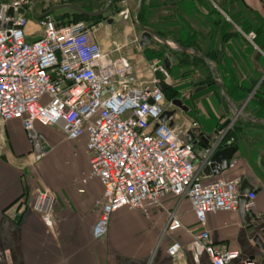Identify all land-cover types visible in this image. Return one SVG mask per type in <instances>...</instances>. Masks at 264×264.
<instances>
[{"label": "crops", "instance_id": "obj_1", "mask_svg": "<svg viewBox=\"0 0 264 264\" xmlns=\"http://www.w3.org/2000/svg\"><path fill=\"white\" fill-rule=\"evenodd\" d=\"M50 1L53 5L70 3L69 0ZM181 1L143 0L144 14H155L158 21H165L166 15H174L179 11L192 14L186 6L188 2ZM201 1L203 4L208 1L218 9L225 20L233 24L214 1ZM226 1L232 4L231 0ZM238 1L253 25L264 16V4L261 0ZM205 6V9L201 10L197 7L200 14H204L203 17L211 12V7ZM47 7L37 3L35 12L40 14ZM25 8L24 14L27 16L25 36L28 38L40 36L38 19L31 15V0ZM67 11L70 10L59 9L50 16H54L59 22L58 15H63ZM106 23L110 25L107 20ZM192 27L194 28L193 25ZM235 27L239 30V27ZM211 28L208 25L205 30ZM223 30L225 36L217 43L216 51L213 49V53L210 52L209 55L212 57L205 56L216 68L226 93L237 107L246 110L245 105L250 96L264 79V36L258 39L256 35L254 46L240 31L236 35L232 33L230 27L226 26ZM94 39L101 42L95 32ZM165 48L164 46L163 50L167 53L169 50ZM171 53L173 61L167 70L173 68L176 57L179 59L189 54L180 51ZM204 65L215 85L208 66L205 63ZM209 85L206 83V87L189 86L176 98L182 101L183 96L199 97L197 95L201 90L211 89ZM252 85L253 90L248 92ZM216 89L218 90L215 85ZM167 90L168 88L164 89L165 100ZM212 91L216 100L215 108L201 105L202 99L199 100V105L195 107L197 114L195 122L182 119V116L191 112V107L188 108L182 102L188 109L184 111L177 107L175 109L172 104L173 126L177 130H187V137L188 132L193 131L195 137L192 144L195 150L205 149L204 143L200 140L201 135L215 138L212 143L216 145L215 149L223 148L225 143L235 146L231 158L236 159L235 166L219 175H215L213 171L209 174L202 171L203 178L211 180L223 176L238 177L239 189L242 181L246 180L256 194L255 206L248 214L253 219L258 218L257 225L248 228L237 209L234 212L208 213L206 229L214 244L237 249L240 253L239 259H252L254 264H260V255L264 254V251L259 249L253 239L259 235L264 243V125L240 117L235 118L227 103L221 102L214 94L215 91ZM246 93L250 94L244 96ZM261 117L264 118L263 115ZM180 118L181 126L178 124ZM237 121L240 130L234 133L233 124ZM228 129L230 136L224 138ZM34 130L45 144L40 154L35 153L33 142L28 131L23 128L20 118L0 120V264H212L206 254L200 255L197 261L193 259L190 242L201 227L189 202L186 199L177 201L171 195L163 196L160 199V207L149 215L127 207L120 208L111 215L105 235L95 237L93 234L97 221L95 205L101 196L102 185L98 179L89 177L90 161L85 146L86 137L68 140L55 126L35 124ZM222 135L223 140L219 142ZM38 189L47 191L52 197L51 225L44 222L39 212L30 208ZM172 210L176 211L182 227L169 232L165 231V226L168 214ZM174 239L179 240L183 246V256L177 260L167 254V247Z\"/></svg>", "mask_w": 264, "mask_h": 264}, {"label": "built area", "instance_id": "obj_2", "mask_svg": "<svg viewBox=\"0 0 264 264\" xmlns=\"http://www.w3.org/2000/svg\"><path fill=\"white\" fill-rule=\"evenodd\" d=\"M29 4L12 0L8 7L13 15L0 17V120L20 118L26 131L35 124L55 126L68 140L86 137L89 177L102 185L94 236L105 235L111 215L120 208L149 215L163 196L171 195L189 202L201 227L190 242L195 261L206 254L212 264H254L239 259L237 249L210 239L207 214L237 211L240 179L205 180L202 171L216 145L195 150L187 130L178 132L160 120L173 107L160 85H168L167 68L160 66L162 80L138 81L131 62L103 50L94 39L95 26L84 21L60 24L50 15L43 17L37 20L40 39L29 43L27 16L17 13ZM241 33L255 46L253 31ZM235 164L236 159L230 160L228 168ZM255 196L254 191L245 194L247 213ZM51 202V195L38 189L30 205L49 225ZM181 227L176 211H170L165 231ZM167 254L180 259L181 242L172 240Z\"/></svg>", "mask_w": 264, "mask_h": 264}, {"label": "rangeland", "instance_id": "obj_3", "mask_svg": "<svg viewBox=\"0 0 264 264\" xmlns=\"http://www.w3.org/2000/svg\"><path fill=\"white\" fill-rule=\"evenodd\" d=\"M186 1V6L188 7V10L192 11V14L184 13L182 11H179L177 14H169L166 15L167 17H177L175 19L181 18L180 16L183 15V18L191 22V26H194V29L197 27V23H195V20L193 18H190L191 15L193 17H198L197 19L201 20L200 18L203 17L202 13L200 14V11L197 10V7H200L199 9H205V5H209L211 7V12H208L206 16L211 18V13H219L218 9L216 7H213L208 1H206L205 4L202 3L201 0H182ZM181 1V2H182ZM217 4V0H212ZM106 0H76V3L79 6H84V8H89L90 10H98L100 9ZM137 0H117L116 2L111 5V8L108 10L107 13H105L103 16H101V19L97 22H94L91 19L79 17L77 15H74V12L67 11L63 15H58V19L54 18L57 23L64 24L68 22H77V21H84L88 25L95 26V34L97 36V39L101 42L100 45L103 50L106 52H111V54L114 55H123L126 57L131 64L134 67L135 75L137 77L138 81H144L149 82L153 78H159L160 80L164 79L165 75L160 71V66L163 65V58L165 56L164 52V46L161 44H155L151 46H147L145 48H141L139 45L140 40V34L141 31L135 27V25L132 22V12L135 8ZM205 6V7H204ZM196 9V11H195ZM264 9V8H263ZM264 13V10H263ZM179 15V17H178ZM189 15V16H188ZM202 15V16H201ZM221 15V14H220ZM222 16V15H221ZM247 16V15H246ZM213 17V16H212ZM223 17V16H222ZM107 18H112V22L109 24L106 23ZM146 20V16L144 17ZM224 18V17H223ZM246 18V17H245ZM248 18V16H247ZM225 19V18H224ZM142 20V17H141ZM158 16L157 15H151L150 23H157ZM231 21V20H230ZM247 23H244L243 26L239 28V30L235 27L237 25H231L230 29L232 30V33L238 35V32L242 31H253L257 38H263L264 36V16L259 18L256 21V24H252L249 20H247ZM96 23V24H95ZM99 24V25H98ZM98 25V26H97ZM238 27V26H237ZM187 30L184 28L182 30V34L186 35ZM248 41V40H247ZM119 46L120 48L117 50L116 47ZM161 49V50H160ZM166 49V48H165ZM264 53V50H263ZM183 56V53L181 54ZM179 56V57H182ZM188 56V57H187ZM190 54H186L183 56V58H177L174 62L173 68L171 70H167V74L169 76V82L167 85V95L166 99L167 101H170L172 98H176L178 94L182 92L187 87H195L197 85L206 87V83L203 82V79L205 78V75H207V70L202 67L203 65L198 62L197 60L191 61L189 58ZM194 57V56H192ZM182 61L183 63L179 64V62ZM179 64V65H177ZM202 65V66H201ZM173 78V79H172ZM188 82H190L188 84ZM205 85V86H204ZM208 86V85H207ZM210 88H206L204 90H201L200 93H198L197 96L199 97H191V96H183L182 102L191 109V112L188 114H185L182 116V119H188L190 121L195 122L197 120V114L195 111L196 105H199V100H201V105H209V107L215 108L214 105H216V100L213 96L216 94L215 85L213 83H210ZM198 101L196 102V99ZM176 109V108H175ZM181 118L179 119V126H181ZM231 120V119H230ZM241 120V119H240ZM239 120V121H240ZM239 121L235 122L233 125L234 130L233 132H239ZM230 129V128H229ZM228 129V130H229ZM177 130V129H176ZM178 132L182 131L177 130Z\"/></svg>", "mask_w": 264, "mask_h": 264}, {"label": "water", "instance_id": "obj_4", "mask_svg": "<svg viewBox=\"0 0 264 264\" xmlns=\"http://www.w3.org/2000/svg\"><path fill=\"white\" fill-rule=\"evenodd\" d=\"M0 1H2V3L0 4V17L3 18L5 15L12 16L14 10L11 6L8 7V4L12 0H0ZM113 1L114 0H106L102 8L95 10V11H89L85 8L79 7L77 5H74L68 2L53 5L52 1L50 0L48 1L47 0H31L30 10H31L32 17L35 19H41L43 17L49 16L51 13L59 9H68L74 13L82 14V15L89 16V17H97V16H103L105 13H107L108 10L111 8ZM261 2L262 4H264V0H261ZM37 3L41 5H47L48 7L45 8L40 14H38L35 12V6ZM142 3H143V0H137L136 6L132 12V17H131L132 22L135 25V27L141 31L140 40H139L140 47L145 48L147 46L152 45L155 42L165 46L169 50L163 58V65L166 68H168L170 66V63L173 61L171 51H180L184 53H189V54H192L200 58L208 66L210 73L212 75V78L215 82V85L218 88L220 96L225 100V102L227 103L231 111L233 112L235 118L240 117L246 121L264 125V118L253 115L241 107H237V105L234 103L231 97L226 93L224 86H223L222 79L217 73L216 68L211 64V62L205 55L196 51L193 48L182 46L172 39L162 37L152 28L142 25L137 18V14L142 7ZM25 12H26L25 7H20L19 9H17V13L24 14ZM106 20L108 23H111L113 19L107 18ZM39 39H40V36L33 37V38H28V37L25 38V40L29 43H32ZM160 85L163 90L167 88V85H165L164 83H161ZM171 103L175 106V108L177 107L184 111L188 110L187 107L184 106L181 99L179 98L172 99ZM173 113H174V109L165 111L160 117V120L168 121L169 126L173 127L174 121L171 118ZM28 134L33 142L35 153L40 154L43 148L45 147L43 140L39 137V135L34 129L28 131ZM194 137H195V134L193 133V131H189L188 137H187L188 141H192ZM200 140L204 143L205 148H208L212 145V143L216 139L215 138L212 139L209 137L206 138L201 135ZM234 152H235V146L231 145L230 143H225V146L223 148L214 149L207 157L209 164H207L203 168V172L205 174H209L213 171L215 175L221 174L223 171L228 169L229 162L231 158L233 157ZM252 191H253V187L246 180H243L240 186V197H239L238 210H239L241 219L244 221V223L248 225V228L256 226L257 225L256 221H258V218L253 219L245 210V202H246L245 194H248ZM253 240L256 243V245L259 247V249L264 251V243L262 242L259 235H256ZM260 256H261L260 264H264V254Z\"/></svg>", "mask_w": 264, "mask_h": 264}, {"label": "trees", "instance_id": "obj_5", "mask_svg": "<svg viewBox=\"0 0 264 264\" xmlns=\"http://www.w3.org/2000/svg\"><path fill=\"white\" fill-rule=\"evenodd\" d=\"M75 1L76 0H69L70 3L77 5L75 4ZM116 1L117 0H114L113 3ZM237 1L238 0H231L232 4H228L226 0H217V5L229 17L231 22L240 28L241 26L244 25V23H247L246 19L248 20V18L246 16V13L244 12L242 4L240 3V1L238 2ZM87 10L93 11L90 10L89 8ZM73 14L79 17L91 19L94 22H97L101 19V16L89 17L78 13H73ZM145 16H146V20L144 18ZM180 17L181 18L179 19H175L177 17H167L165 18V21H157V23L152 24L149 22L151 15L144 14L143 5L137 14V18L142 25L151 26L153 30H155L159 35L163 37H169L183 46L192 47L197 50H200L206 56H208L210 52L213 53V49L214 51H216V49L218 48L217 43H219L220 40L223 39V37L225 36L224 35L225 31L223 29L226 26L231 27L232 25L229 21L225 20L220 14L215 12L211 13V18L205 16L203 17V19L200 18L201 20L197 19L198 17L194 18L193 15H191L190 18H193L195 20L194 24L197 23V26L199 27V28L197 27L198 29H194L191 26V22L184 19L183 15H181ZM208 25H210L212 28L205 30ZM184 28L187 30L186 35L182 34V30ZM249 31L247 30L245 32H249ZM189 58H191L190 59L191 61L197 60L207 70V67H205L203 61L200 60L198 57L190 56ZM181 63L183 62L180 61L179 64ZM208 81L209 84L213 83L211 76L209 74L205 75V78L203 79V82H208ZM253 88L254 85L250 87L248 92L252 91ZM166 93L167 92H165V95H167ZM247 94L249 95L250 93H246L244 96H247ZM216 96L221 102L225 103V100L220 96L217 89H216ZM245 109L251 112V114L253 115L259 117H261L262 115L264 116V79L250 96L248 102L245 105ZM227 136H230V130L227 131L224 138H226Z\"/></svg>", "mask_w": 264, "mask_h": 264}, {"label": "flooded vegetation", "instance_id": "obj_6", "mask_svg": "<svg viewBox=\"0 0 264 264\" xmlns=\"http://www.w3.org/2000/svg\"><path fill=\"white\" fill-rule=\"evenodd\" d=\"M98 25H99V24H98ZM98 25H97V26H98Z\"/></svg>", "mask_w": 264, "mask_h": 264}]
</instances>
